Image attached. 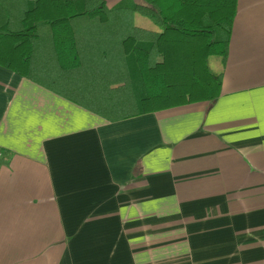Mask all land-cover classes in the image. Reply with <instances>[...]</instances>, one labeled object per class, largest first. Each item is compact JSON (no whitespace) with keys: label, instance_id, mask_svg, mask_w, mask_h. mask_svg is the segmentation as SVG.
Here are the masks:
<instances>
[{"label":"crops","instance_id":"crops-1","mask_svg":"<svg viewBox=\"0 0 264 264\" xmlns=\"http://www.w3.org/2000/svg\"><path fill=\"white\" fill-rule=\"evenodd\" d=\"M0 264H264V0H236L213 102L107 121L0 65Z\"/></svg>","mask_w":264,"mask_h":264},{"label":"trees","instance_id":"trees-1","mask_svg":"<svg viewBox=\"0 0 264 264\" xmlns=\"http://www.w3.org/2000/svg\"><path fill=\"white\" fill-rule=\"evenodd\" d=\"M235 9L236 0H121L110 9L103 0H0V65L107 121L213 102ZM135 13L159 31L138 26ZM66 27L80 67L63 66L56 51L55 30Z\"/></svg>","mask_w":264,"mask_h":264},{"label":"rangeland","instance_id":"rangeland-1","mask_svg":"<svg viewBox=\"0 0 264 264\" xmlns=\"http://www.w3.org/2000/svg\"><path fill=\"white\" fill-rule=\"evenodd\" d=\"M202 44L203 43H197V41L194 42V44H189L190 45V48L191 50H193L192 52L194 53L192 59L194 61V65L196 64V67L199 66L200 67V61H201V58L199 60V53L201 52V47H202ZM189 48V49H190ZM196 70V69H195ZM198 70V69H197ZM199 71V70H198Z\"/></svg>","mask_w":264,"mask_h":264}]
</instances>
